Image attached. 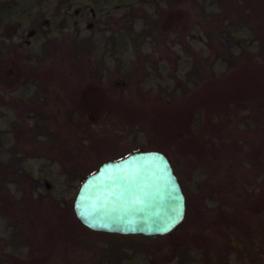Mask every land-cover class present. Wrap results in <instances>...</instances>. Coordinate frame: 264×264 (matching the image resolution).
Masks as SVG:
<instances>
[{"label":"rangeland","instance_id":"rangeland-1","mask_svg":"<svg viewBox=\"0 0 264 264\" xmlns=\"http://www.w3.org/2000/svg\"><path fill=\"white\" fill-rule=\"evenodd\" d=\"M60 1L27 0L33 17L16 21L18 34L10 41L17 43L15 52L0 48L2 60L16 61L0 64V95L7 100L5 105L0 102V162H15L14 171L21 175L18 184L6 182L9 197L5 196L0 164V253L9 255L6 260L0 257V264L100 262V252L91 246L111 248L118 240L90 233L50 248L38 219L53 222L57 215L52 205L64 211L74 202L80 181L73 169L83 177L104 161L146 150L163 152L178 171L187 199L186 222L179 229L185 237L179 245L170 239L119 240L122 254L111 253L103 264H247L235 247L256 244V214L264 211V118L257 120L250 104L261 78L256 35L247 30L233 43L228 40L236 57L232 63L219 45L221 38H209L213 31L225 32L227 18L237 17L228 14V0H196L195 18L191 15L181 27L188 44H180L176 33L168 38L144 33L151 18H160L171 0H71L58 10L55 4ZM198 7L202 17L197 16ZM77 28L80 38L93 41L89 49L96 62H104L101 79L83 88L77 84L84 75L78 62L82 53H54L68 47ZM246 46L248 52L242 55ZM46 49L50 56L43 54ZM200 55L214 63L213 77L191 76ZM138 63L139 79L130 87L125 73L132 75ZM20 65L33 67L36 81L5 77V71L15 74ZM69 89L70 113L51 112L47 128L41 129L26 106L38 94L45 101V90L59 96ZM109 108L127 120L125 133L109 131L103 123ZM23 132L26 138L35 133V157H23ZM17 161L24 167L19 163L18 168ZM18 228L36 232L31 245L14 246L15 250L3 241ZM180 248L186 256L180 255Z\"/></svg>","mask_w":264,"mask_h":264},{"label":"trees","instance_id":"trees-1","mask_svg":"<svg viewBox=\"0 0 264 264\" xmlns=\"http://www.w3.org/2000/svg\"><path fill=\"white\" fill-rule=\"evenodd\" d=\"M27 0H0V48L4 47L9 51L8 53L11 54V52H15L17 48V43H10L11 40H13L14 36L18 34V26H17V20H21V17H24V15L29 16L30 18L33 17L31 15L30 7H27L26 4H29L26 2ZM68 1L71 0H61L60 2H57L55 5L58 6V10L60 8V4H68ZM227 1V0H226ZM230 2L229 8L227 9L228 14L232 13L233 15L237 16L235 19H228L230 22L225 26V32L221 33L220 35L218 32L213 31L212 34L209 36L210 41L215 40L217 38H221L219 45L221 47L225 48L227 50V53L229 55L230 62L234 63L236 60V57L234 55L233 49L228 47L227 45L232 46L228 40L232 41V43L235 41V39L242 38V35L248 33H254L256 35V40L259 41V50L261 51L260 57L261 62L258 66L260 71V80L257 83V91H256V97L253 102H250L252 105L253 114L256 115V119L261 121L264 118V0H228ZM95 4L98 2H94ZM194 3H199L196 0H171L169 2V8H163L160 18L158 19H152L148 14H145V19L151 18V24L149 29H146L144 33L147 34V36L155 35L157 34V37L161 36H170L173 33L177 34L178 42L180 44H188V41L186 40V35H182L183 28L182 25L185 22L191 21V15L195 18L196 14V7L193 6ZM60 5V6H59ZM193 6V7H192ZM201 7H198V17H202V14L200 13ZM188 12V13H187ZM21 13L23 15H21ZM156 21V22H155ZM59 27H56L58 29ZM134 29V28H133ZM64 30V28H63ZM155 30H158L159 32H163V35H160V33H155ZM249 31L248 33L246 31ZM51 31V30H50ZM80 32L79 28H77V31L75 33V38L70 39V44L68 47L61 51H54V53H57V55H60L61 53H64L66 55L67 52H74V54L82 53L81 59L78 60V62H82L83 68H84V75L82 77V80H80L79 87L83 88L84 86H88V84H93L94 82H97L101 79V76L103 74L104 70V62L99 63L96 62V57L92 55V51H90L89 47L91 45H94L92 40L89 39H82L80 38ZM136 33V32H135ZM153 33V34H152ZM254 35V36H255ZM220 36V37H219ZM225 38V39H224ZM228 38V39H227ZM235 38V39H234ZM224 39V41H223ZM246 39V38H244ZM243 40V39H241ZM228 42V43H226ZM233 46L237 47L236 44H233ZM233 48V47H232ZM137 54H138V60L141 63L142 57L140 54V50L137 48ZM248 49L247 46L243 47V54H247ZM46 54L50 56L49 53H52L49 51V49L44 50L43 54ZM13 54V53H12ZM92 55V56H91ZM4 56V55H2ZM84 56H87L84 57ZM11 57V56H10ZM47 58V56H46ZM50 58V57H48ZM9 59V60H8ZM12 62H11V61ZM4 62H11L13 64L16 63L14 59L7 57L5 60H2V57H0V64ZM137 66L133 67L132 75L126 72V84H129L131 87L133 83H137L139 79V64ZM21 67V65H20ZM19 67V71L13 74L10 69L9 72L5 71V77L6 78H13L18 77L17 80H35L37 79V71L34 70L33 67L29 65H23L21 68ZM213 68L214 63L206 59L205 57H202L201 55L197 58V62L195 63V68L191 71V76L194 79L201 80V78H211L213 77ZM2 71V69L0 70ZM117 74V72H115ZM114 74V72H113ZM112 74V75H113ZM129 74V75H128ZM114 76V75H113ZM38 80L43 83V77H40L38 75ZM117 87V85H116ZM80 89H78L79 91ZM43 94L44 100H39L38 95H35V98L31 100V103L29 106H26L27 112H29V117L33 118L36 122V124H39L40 128H47L48 124L47 121L51 118V112H53V115L59 116V114H68L71 111V108L68 106V102H71V95L73 94V91L70 89L66 92L69 94V97L67 96V93L59 94V96L54 95L52 91H47ZM39 93V92H38ZM75 94V93H74ZM34 100V101H33ZM0 102L1 104H7V100L4 98L3 95H0ZM3 107V106H2ZM73 109V108H72ZM33 111V112H32ZM32 113L33 116H32ZM198 120H200V117H202V111H197ZM102 121L105 125L108 126L109 131L115 132V133H125L128 128V123L125 117L119 113L116 109L109 108L106 110L102 115ZM198 125V123H196ZM263 125L262 123H260ZM39 128V127H37ZM39 128V129H40ZM40 129V130H41ZM76 134L79 133L78 129H75ZM1 129H0V138L2 137ZM35 134V133H34ZM29 135V138H26V133L23 132L19 134V143H21V148L26 152L23 154V157L31 158L35 157L39 154L38 149L39 147H32L35 143V135ZM86 136V135H85ZM250 159V158H249ZM172 161V160H170ZM17 167L20 168L19 161H17ZM173 163V161H172ZM2 166V180L5 182V196L9 197L8 194V184L6 182H15L19 183L20 177L16 175L14 164L15 162L12 161H3L0 162ZM16 165V164H15ZM22 168L24 165L21 163ZM174 167V166H173ZM97 168V167H96ZM96 168L91 169L92 173ZM72 175L78 176L80 182L88 175L81 177L78 174L77 169H73ZM176 175H178V171L174 167ZM27 172V171H26ZM179 177V175H178ZM8 179V180H7ZM48 189H50L48 187ZM256 198H261V195H256ZM9 200V204H10ZM25 201L22 200V203ZM15 203L20 204V201H16ZM9 204L7 206H9ZM13 204V203H12ZM52 212L57 215L56 219H54L53 222H51V218H44L43 220L38 219L40 222L39 227H42V229L45 232V238L47 242L52 245L50 248H56L57 243L59 242H69L72 243L71 240L75 241V239L79 236H84L86 234H97L101 237L105 238H114L116 241L111 245V248H100L95 246H91L92 249L100 252V262L97 261V263H88V264H103L104 258H109V255L111 253L116 252V254H122L120 241L119 240H131V241H139V242H158L161 243L165 239H170L174 243L176 242V245H179L181 241H183V238L185 235L179 230L181 226H179L176 230H174L172 233L164 236H143V235H120V234H113V233H100V232H94L83 226L80 221L77 219L74 210H73V203L70 202L69 206L64 210H59L58 207H56V204L51 206ZM5 212H7V207H5ZM1 211V209H0ZM4 213V212H3ZM35 218V215H34ZM186 222V220L184 221ZM44 224V225H43ZM185 224V223H184ZM14 225H17L14 223ZM37 227V225H36ZM188 229L191 228L188 226ZM36 232V231H35ZM33 230L31 231H25L23 228H18L13 230L8 240H4L3 244L6 246H16L19 247L20 245H31V240L33 235L35 234ZM1 242V241H0ZM48 244V246H49ZM4 245V246H5ZM182 247H184L181 244ZM16 247L14 249L16 250ZM226 247V246H225ZM49 248V249H50ZM102 249V250H101ZM110 249V250H109ZM113 249V250H112ZM236 251L240 253V256L247 264H264V211L261 214H256V244L248 245V247L243 246L241 248L235 247ZM180 255L186 256V250L183 248H180ZM4 253H0V257H2L4 260L8 258L9 255Z\"/></svg>","mask_w":264,"mask_h":264},{"label":"water","instance_id":"water-1","mask_svg":"<svg viewBox=\"0 0 264 264\" xmlns=\"http://www.w3.org/2000/svg\"><path fill=\"white\" fill-rule=\"evenodd\" d=\"M73 210L94 232L164 236L186 219L187 199L169 157L131 152L107 160L79 184Z\"/></svg>","mask_w":264,"mask_h":264}]
</instances>
